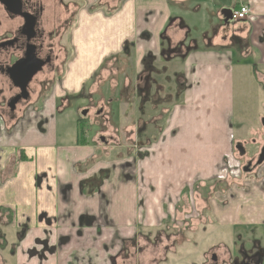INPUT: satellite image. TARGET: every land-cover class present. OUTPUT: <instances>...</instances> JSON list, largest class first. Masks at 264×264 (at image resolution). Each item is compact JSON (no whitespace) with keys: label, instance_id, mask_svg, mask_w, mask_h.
<instances>
[{"label":"rangeland","instance_id":"rangeland-1","mask_svg":"<svg viewBox=\"0 0 264 264\" xmlns=\"http://www.w3.org/2000/svg\"><path fill=\"white\" fill-rule=\"evenodd\" d=\"M233 1L213 0L212 9L208 7L195 9L194 6L200 1L191 0L188 4L192 9H184V11L178 10L180 8L175 4L171 5L173 11H178L184 17L191 28L192 37L200 38L199 41L190 40L189 35H186L192 47L190 50L200 48L204 36L213 38L212 42L208 41V46L236 49L230 58L233 87L229 108L233 115L231 122L233 142L224 143L228 146V150L219 160H214L213 168L207 170L202 168L199 172L193 170V173L189 169L188 173H181L180 179L178 174L182 172L184 166L177 170L172 164L164 165L163 159H166L167 155L170 159L178 153L179 140L181 142L183 137H186L184 135L194 130L190 127L181 135L189 110L188 104L183 107L178 106L174 114L178 118L180 134L178 128L173 127L171 129H174L175 133L166 132L157 143L138 142L140 130L146 128L147 124H157L158 116H162L158 115L143 124L139 123L141 119L139 110L143 109L138 104L141 103L140 93L144 95L146 93L144 88L149 87L152 82L153 85L156 84V88L162 90L158 93V98L161 99L168 93L162 89L163 80H158L154 75H150L147 80V71L139 73L143 69L141 66L143 55L135 50V46L110 56L101 55L100 60L97 61L96 51L109 41L108 32L112 29L118 30L120 24L115 20H105L101 15L86 14L81 11L78 24L72 31L74 37L71 42L73 51L70 55V67L68 66L63 74L61 83L48 85L46 90L48 101H45L43 107L54 106L56 101L60 111L72 110L66 115L70 118L73 113L77 114L80 108L86 106L85 99H91L92 105L89 106L91 113L87 115L88 118L82 125L83 132L80 133V139L82 143L87 142L97 150L88 161L78 162L76 170L89 171L91 167L103 161L107 169L97 173L95 180L89 178L88 184L92 188L94 185L106 182L111 185L112 192L104 196L105 199H101L104 201L101 205V216L83 214L76 220H69L68 223L65 222V216H58L47 220L48 223L38 222L36 226H31L29 218L25 215L15 212L16 217L13 219L12 213L0 211V264H15L19 255L24 256L26 261L35 260L39 264H45V261L51 256H57L58 253L61 254L60 258H65L66 264H206L211 256L206 254L210 248H217L216 251L220 255L225 250L228 251L231 259L229 264H237L241 257L237 254L242 248L251 252L257 250L259 245L260 249L264 250V220L260 217L264 214L260 212V209H264V191L259 185H251L252 189L248 188L246 193L242 188L248 187L247 182L254 178L255 173L249 176L241 169L247 164V159L254 150L250 147L251 139L260 140L264 134L261 123L264 117V61L261 62V59L264 60V15L258 16L255 24L237 23L231 27V30L225 32L223 29L226 25L220 12L224 6L232 4ZM91 2L92 0H87V4ZM109 4H107L108 12L111 11L113 2L110 1ZM206 26L207 32L204 30ZM139 27L141 28V24ZM241 27H243L242 31H240ZM125 28L124 34L130 33L129 24ZM113 35H117L115 31L111 33V36ZM237 36L247 40L240 50L230 44V41ZM252 37L257 39L254 44L250 43L253 42ZM142 43L141 41L140 44ZM106 50L104 49V52ZM180 65L181 68H177L178 64L174 68L181 76L179 82L182 83L183 69L182 64ZM156 70L157 66L150 71ZM94 71L96 73L93 75ZM141 75L143 79L140 78ZM52 86L56 88H53L49 95V88ZM80 88L84 90L78 100L73 99L70 94L63 93L65 90L78 93ZM147 101L144 117L147 109L148 113L152 114L147 108ZM65 103H68V107ZM42 104L44 103L38 102L35 106L41 109ZM99 109H102L100 114H98ZM36 110L30 109L29 119L35 124L38 120L44 122L43 126L38 128L45 132L44 125L49 120L43 117L41 112L38 114ZM171 113L170 110L164 115L162 119L164 123L170 118ZM210 113L222 118L221 111L204 110L199 115L205 118ZM58 122L63 123L61 120ZM75 124L72 130L71 123L69 126L66 123L65 127L60 124L58 140L72 139L71 137L75 140ZM1 128L2 134L5 133L2 126ZM161 128H157L158 131L156 129V134H161ZM67 131L71 134H66ZM176 132L178 137H173ZM101 135L105 137L104 141L100 139ZM238 143H242L246 149L244 157L236 149ZM142 159L146 160L142 161ZM156 159H159L158 166L153 171L155 179L151 183L152 177L147 174L151 169L149 161ZM14 165L15 162L10 165V169H14ZM101 167L103 168L102 164ZM238 169L241 170V177L231 178L238 174L237 171L232 172V170ZM262 169L264 170V165ZM5 171L6 169L0 168V181L8 177L9 174ZM171 172L175 174L174 178L170 176ZM145 176L148 178L143 185L142 179ZM136 178L138 180L136 197L132 189L130 192L124 190V193L123 190L121 192L117 190L120 182L132 184L136 183ZM260 178L264 180L263 175ZM256 182H259L258 176ZM86 183L84 182V185ZM184 187L192 192L191 196H188L187 190L180 196ZM70 188L72 189V186L66 189L70 190ZM134 198L137 204L136 219L131 222L118 221L113 212L116 210L115 206L118 203H132ZM259 200L262 201L257 202ZM105 204L110 206V212L108 210L104 212ZM246 207L248 208L246 218L258 217L257 223H248L249 219L246 220L245 214L238 223L234 222L238 220L239 209ZM132 212L133 210L130 211L131 215ZM173 215L177 221L174 223L177 226L175 228L167 225L168 221L173 220ZM54 229H58L55 237H53ZM40 231L45 232L44 236L39 235ZM123 260H126V263Z\"/></svg>","mask_w":264,"mask_h":264},{"label":"crops","instance_id":"crops-1","mask_svg":"<svg viewBox=\"0 0 264 264\" xmlns=\"http://www.w3.org/2000/svg\"><path fill=\"white\" fill-rule=\"evenodd\" d=\"M189 1L191 0H126L116 15L112 14L111 16H106V18L103 17L105 20L117 21L120 26L118 30L112 29L108 32L109 41L100 50L96 51L97 61L100 60L101 55L106 57L119 53L127 40H134L135 50L138 53L140 52L141 56L150 52L159 55L162 32H166L173 43L183 39L184 34L182 33H185V31L179 27L181 22H184L186 28L189 29V36L199 41L200 38L192 37L191 28L185 22L182 14L178 11H173L171 7L172 4H175L180 8L178 9L180 11L192 9L190 4H188ZM199 1L200 3L194 6L195 9L203 7L212 9L213 0ZM239 1L234 0L232 4L223 8H232ZM252 1L257 14L263 16L264 0ZM172 18L173 21L171 22ZM256 22L255 20L253 23L255 24ZM127 24H129L130 33L124 34V28ZM140 24L141 28L139 27ZM204 30L207 32L208 27L206 26ZM242 30L243 27L240 28V31ZM113 31L117 34L116 36H111ZM145 32L147 35L141 37ZM212 39L204 36L202 38L204 42H198L201 47L192 50L184 61V75L191 88H189L185 96V103L188 104L189 110L181 135L186 133L190 127L194 128V130L184 135L186 137H183L182 143L179 140L178 153L174 154L170 159L168 155L166 159H163L164 165L172 164V167L177 170L182 169L184 166L182 172L178 174L179 179L181 178V173H188L189 169L193 173V170L199 172L202 168H205V170L213 168L214 160H219L228 150V146L224 145V143L229 144L233 140V129L231 126L233 115L230 113L229 108L231 88L233 87L230 58L233 52L223 46H208V41L212 42ZM256 40V38L252 37L253 44ZM141 41L143 42L142 44H140ZM104 49H107L106 52H104ZM100 52H103V54H100ZM261 61L264 60L261 59ZM174 62H177V60H173ZM177 110L178 106H176L175 112ZM204 110L221 111L222 118H218V115L214 113L201 118L199 113ZM70 111L72 110L59 111V115L56 113L55 105H46L41 110V115L49 120L45 124H48L47 127L44 125L45 132L40 131L38 128L40 120L37 119V124L30 120L23 128H14L13 135L11 137L7 136V142H5L7 144L0 143V168L4 169L7 166L5 172L9 174L7 175L8 177L4 178L5 180L0 181V211L12 213L13 219H15L16 213L22 214L29 218L28 221L31 226H36L38 222L48 223L47 220H50V218L55 219L58 216H65L66 223L69 220L80 218L83 214L95 217L101 216V205L104 203L101 199H105L104 196L111 194V185L102 182L99 185H94L93 187L95 188H91L88 184V179L95 180L97 173L107 169V167L102 161L91 167L89 171L80 172L76 170L78 162H85L91 159L95 155L97 148L87 142H81L78 136L79 130L76 116L74 113L70 118L66 116ZM60 116L65 118L60 119ZM58 120L63 121V123H59ZM66 123L68 126L71 123V130L76 123L75 140L73 137H71L72 139L58 140L60 137L59 125L63 124L65 127ZM178 126V118L173 116L168 130L173 127L175 129L178 128L180 134V127ZM66 134L69 135L71 132L67 131ZM3 135L5 136L7 133L5 132ZM177 135L175 134L173 137H178ZM18 147L25 151L28 159L15 162L14 169H10V165L14 162L12 160L18 157L15 154ZM158 160L149 161L151 169L147 174L152 177L151 183L155 179L153 171L158 166ZM148 176L143 177V185ZM170 176L174 178L175 174L171 172ZM173 178L170 179L173 180ZM84 182L87 183L84 185ZM137 183V178L136 183L133 182L132 184L120 182L117 190L120 192L123 190L124 193V190L130 192L132 189L134 197H136L138 192ZM68 186H72V189H66L69 188ZM135 201L136 198H134L132 203H118L115 206L116 210L113 212L117 216L118 221L131 222L136 219L137 204ZM108 206L104 205V212L107 210L111 211L110 206ZM247 209V207L239 209L238 220L234 222L238 223L243 214H245L246 218V215L248 216ZM132 210L131 215L130 211ZM260 212L264 213V209H260ZM43 214L45 217H41ZM130 217L133 218L128 220ZM260 217H264V214ZM246 220H248V223L254 224L257 223L258 217L246 218ZM57 231L58 229H54L53 237L56 236ZM44 234L45 232L43 231L39 232L40 236H44ZM60 255L58 253L57 256H51L49 260L45 261V264H66L65 258H60ZM15 264H39V262L35 260L26 261L24 256L19 255L16 257Z\"/></svg>","mask_w":264,"mask_h":264},{"label":"flooded vegetation","instance_id":"flooded-vegetation-1","mask_svg":"<svg viewBox=\"0 0 264 264\" xmlns=\"http://www.w3.org/2000/svg\"><path fill=\"white\" fill-rule=\"evenodd\" d=\"M110 1L113 2V7L110 9L111 11L108 12L109 7L107 4H109ZM125 1L126 0H92L90 4H87V0H0V143L6 142L7 136L11 137L13 135L14 128H23L29 123L30 109L34 111L37 109L36 112H41L43 105L48 101V97L46 98L48 85L52 83H61L63 81V74L68 69V66L70 67V55L73 51L71 48V42L74 37L72 31L78 24L81 11L86 14L101 15L106 18V16L118 13L125 4ZM244 2H249L251 4L254 12V19L240 21H234L232 19L230 25H226L224 17L221 14L223 22L226 25L223 29L225 32L231 30V27L237 23L248 22L252 24L255 20L257 21L259 15L255 10V5L252 0H240L238 2L239 4L231 8L233 13L235 9ZM172 21L173 18L171 22ZM179 27L185 29L181 41L173 43L170 36L166 32H162L159 55H155L152 52L146 53L141 60L143 69H141L139 73L147 71V80H149L148 78L150 75H154V77L157 76L158 80H163V84H161L162 89L168 93L159 99L158 93L162 90L156 88V84L153 85L152 82H150L149 87L144 88L146 91L144 95H142V92L140 93L141 103L139 102L138 104L142 106L143 109L139 110V114L141 115V119H144L141 120L139 118V123L143 124V122L149 119L162 115L160 117L158 116L159 122H157V124H147L146 128L140 130L138 139L140 143H157L166 132L174 134V129L168 130L169 123L174 116L176 106L183 107L186 104L185 96L189 90V85L184 75L183 66L187 55L192 51L190 50L192 47L190 42H188L189 40L186 38V35H189V29L186 28L184 22H181ZM145 35H147L146 32L143 33L141 37ZM188 37L191 38V36ZM223 38L225 39L226 36ZM190 40H192V38ZM242 40L244 41L242 42ZM246 42L247 40L245 38L237 36L233 41H230V44L240 50ZM250 43L252 44L251 41ZM124 45L121 51L130 50L132 46H135V42L134 40H127ZM226 49H230L233 53L234 50H236L233 47ZM173 60H177V62L173 63ZM255 62H257L256 59ZM177 64V68H181L180 64H182V83L179 82V77L181 76L176 73L177 71L174 68ZM156 66V71H150ZM95 73L96 71L93 72V75ZM171 77L173 80L172 82ZM140 78L143 79V75H141ZM179 84L182 87L181 89ZM53 88L55 89L56 87L52 86L49 88V95H51ZM138 89L140 90V87H138ZM83 90L84 88H80L78 93L65 90L63 93L70 94L73 99L78 100L79 95L83 94ZM142 99H144V101H142ZM85 100L87 102L86 106L80 108L79 112L74 114L77 118L78 130L80 129L78 133L79 137H81L80 133L83 132L82 125H84L87 120V115L91 113V108L89 106L92 105V101H90V98ZM146 101L147 108L151 110L152 114H149L147 109V113H145L144 117L143 114ZM38 102L44 103L41 109L35 106ZM177 102H179V104ZM65 106L68 107V103H65ZM55 109L56 113H59L60 110L58 109L56 101ZM101 110L102 109L98 110V114L101 113ZM168 110H171L172 113L167 122L165 121L164 123L162 119L164 115L169 112ZM80 113L81 118L79 116ZM39 123L41 124L40 126H43L44 122ZM1 126H3L7 135L4 136L1 133ZM262 126L264 128L263 124ZM160 127L162 128L160 129L161 134L159 135L156 134V129ZM148 128L153 130L151 131ZM100 139L104 141L105 137L101 135ZM237 145L241 146L242 150L245 151L243 154L237 148ZM237 145L236 149L243 155L242 157H244L246 154L245 147L242 143H238ZM250 147L254 150L250 158L247 159V164L241 169L243 173L249 176L255 174L252 179L253 181L250 180L247 182L248 187L242 188L246 190V193L248 188L249 190L252 189L253 186L251 185H259V188L264 191V180L260 178L261 175L264 176V170L262 169L264 161L260 164L258 163L264 147V134L261 136L260 140L252 138ZM15 154L26 156L25 151L19 149V147L15 151ZM13 160L16 162L18 157ZM6 167L7 166H5L4 169H6ZM235 171H237L238 174L231 176V178L236 179L237 177H241V170H232V172ZM257 176L259 182H256ZM185 190H187V187L182 189L180 196ZM189 190H191V188H189ZM191 195L192 192L190 191L188 196ZM172 219L173 220L168 221L167 225H172V227L175 228L177 227L174 225V223H177L175 215H173ZM262 219L264 220V217ZM181 222L183 223V221ZM188 227H190V225H188ZM185 232L187 231L185 230ZM216 249L217 248H210L206 253L207 255H211L206 264H229V260L231 259H229L228 251L225 250L223 254L220 255ZM237 255H241L237 264H264V250H261L259 245L257 250L251 252L242 248ZM123 262L126 263V260H123Z\"/></svg>","mask_w":264,"mask_h":264},{"label":"built area","instance_id":"built-area-1","mask_svg":"<svg viewBox=\"0 0 264 264\" xmlns=\"http://www.w3.org/2000/svg\"><path fill=\"white\" fill-rule=\"evenodd\" d=\"M234 19L237 20H253L254 12L249 2H244L234 11Z\"/></svg>","mask_w":264,"mask_h":264},{"label":"water","instance_id":"water-1","mask_svg":"<svg viewBox=\"0 0 264 264\" xmlns=\"http://www.w3.org/2000/svg\"><path fill=\"white\" fill-rule=\"evenodd\" d=\"M221 14L224 17V22L226 25H230L232 19H233V10L231 8L225 7L221 10ZM85 114V113H83ZM262 124L264 125V117L261 119ZM237 148L241 151L243 154L245 151L242 150L241 146L237 145ZM264 161V147L262 149V154L260 155V158L258 160V163H262Z\"/></svg>","mask_w":264,"mask_h":264},{"label":"trees","instance_id":"trees-1","mask_svg":"<svg viewBox=\"0 0 264 264\" xmlns=\"http://www.w3.org/2000/svg\"><path fill=\"white\" fill-rule=\"evenodd\" d=\"M18 156V160L16 161V162H18V161H24V160H26V159H28V157L27 156H19V155H17Z\"/></svg>","mask_w":264,"mask_h":264}]
</instances>
